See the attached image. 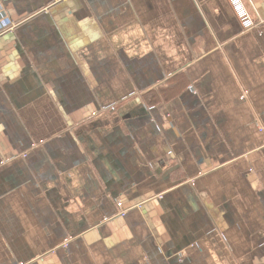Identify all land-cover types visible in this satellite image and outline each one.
Returning a JSON list of instances; mask_svg holds the SVG:
<instances>
[{
	"label": "crops",
	"instance_id": "0c3cea01",
	"mask_svg": "<svg viewBox=\"0 0 264 264\" xmlns=\"http://www.w3.org/2000/svg\"><path fill=\"white\" fill-rule=\"evenodd\" d=\"M0 0V264H264V0Z\"/></svg>",
	"mask_w": 264,
	"mask_h": 264
},
{
	"label": "built area",
	"instance_id": "2783aa9c",
	"mask_svg": "<svg viewBox=\"0 0 264 264\" xmlns=\"http://www.w3.org/2000/svg\"><path fill=\"white\" fill-rule=\"evenodd\" d=\"M230 3L233 6L234 11L236 12L237 16L239 17L242 25L244 26L245 29L250 30L254 29L257 27V24L262 21L259 20L257 22L251 13L248 11V9L245 7L244 3L242 0H229ZM262 132L264 131L263 129H260Z\"/></svg>",
	"mask_w": 264,
	"mask_h": 264
}]
</instances>
